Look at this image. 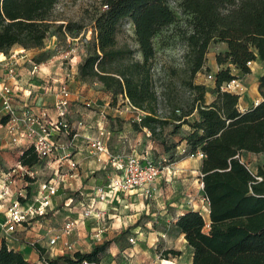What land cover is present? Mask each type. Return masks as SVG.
Instances as JSON below:
<instances>
[{
  "label": "trees",
  "instance_id": "16d2710c",
  "mask_svg": "<svg viewBox=\"0 0 264 264\" xmlns=\"http://www.w3.org/2000/svg\"><path fill=\"white\" fill-rule=\"evenodd\" d=\"M58 1L0 0V53L15 46L39 49L51 36L57 41L77 38L83 24L53 19ZM176 10L187 16L188 27L183 31L189 72L186 84L194 96L165 117L157 112L153 40L176 22ZM91 22L92 38L87 41L86 56L77 65L79 79L102 84L112 104L119 96L144 113L139 122L133 121V127L148 130L152 140L168 153L161 158L165 166L175 159L182 140L185 154L204 155L200 173L208 213L188 210L174 221L192 249V264H264V166L259 165L253 173L241 160L243 153H264V75L258 78L259 102L243 111L238 108L239 95L220 90L223 82L236 78L232 68L246 74L249 62L264 60V0H101ZM127 23L132 26L136 47L120 41ZM213 42L225 43L227 48L215 54L219 66L214 74L216 97L206 103L205 85L194 83L193 78L209 70L206 54ZM185 124L188 133L172 141L171 136ZM166 125L171 126L169 131ZM40 162L32 145L19 157L20 165L27 169ZM24 180L33 182L34 178L25 175ZM25 189L30 196V188ZM111 242L102 241L89 252L41 258L33 264H100ZM31 246L42 256L38 244ZM180 254L172 248L163 251L166 259ZM0 264L32 263L2 241Z\"/></svg>",
  "mask_w": 264,
  "mask_h": 264
},
{
  "label": "crops",
  "instance_id": "0c3cea01",
  "mask_svg": "<svg viewBox=\"0 0 264 264\" xmlns=\"http://www.w3.org/2000/svg\"><path fill=\"white\" fill-rule=\"evenodd\" d=\"M51 37L48 44L39 49L20 47L6 56L7 62L14 60L16 63L14 77L8 79L7 82L13 87V104L17 115L20 116L24 109H30L31 113L41 119H54L56 113L53 100L57 87L63 80L64 71L71 69V76L67 78L71 93L67 119L73 127V134L58 135L56 139L62 147L56 148L50 156L30 168L31 177L34 178L33 182H25V177L21 175L23 169L19 163V157L23 149L29 145L28 142L21 139L17 143H12L4 127L7 117L3 115L0 117V173L12 169L11 193H16L21 187L28 186L31 197L42 181L53 177L58 181L59 190L52 198V207L48 213L44 217L32 219L17 226L13 233H7L4 229L5 210L11 198L6 197L0 200V245L2 241H5L8 247L19 251L32 264L40 263L41 258L54 259L68 254L63 246L65 241L73 243L75 251L89 252L94 245L111 240L121 230L133 226L139 217V213L132 214L131 212H139L145 198L139 192L134 191L121 194L118 199L98 203L97 209L103 210L104 218L93 216L89 219H80L83 208L81 204L83 201H88L87 196L92 188L95 185L106 183L116 174L108 156L88 146V138L102 134L108 152L112 154L129 153L145 159H161L168 156V153H165L162 147L152 140L148 130L145 128L137 130L133 127L132 123L139 111L133 109L126 99H117L116 105L112 104L111 95L102 84L79 79L77 65L84 59V53L73 57L71 68H67L66 65L64 67L57 58L41 61L37 77H28L29 61H34L32 54L45 51L54 45L56 38ZM226 48V44L222 43L220 50L223 52ZM70 51L75 54L73 48ZM1 55L2 53H0V58ZM213 57L207 61L211 72L219 69L215 54ZM7 62L0 61V81L5 78ZM249 68L250 72L246 74L232 68V74L240 78L245 85V91L238 100V108L241 111L259 102L258 78L264 75V60L252 61ZM205 87V102L210 103L216 97L214 83L211 85V90ZM87 103L90 107L86 106ZM188 131L189 126L183 125L178 134L171 136V140L178 141ZM181 148H185L184 140L176 148L175 159L167 165L168 172L163 171L162 176L153 184V193L157 194V197L152 200L153 207L164 208L167 205L171 209L156 212V214L163 215L156 217L155 228L148 234L152 242H156L157 245L166 244L167 249L172 248L181 252L179 256H174L171 260L162 259L160 264H192V249L186 245L183 234L175 227L174 221L188 210L208 213V204L200 185L202 158L181 154L179 153ZM63 153H68L69 157L65 158ZM262 154L264 153H243L241 160L247 163L250 157ZM70 161H74L77 166L71 168ZM161 184L166 188H163ZM69 218L79 220L77 227L69 235L59 239L55 245H51L49 240L60 232L63 222ZM169 227L177 230L183 241L181 247H175L173 238L167 232ZM33 243L43 249L42 256L32 248ZM107 261L110 262V259ZM121 262H124V259ZM126 262L130 263L134 260L127 259ZM155 264L158 262L156 261Z\"/></svg>",
  "mask_w": 264,
  "mask_h": 264
},
{
  "label": "built area",
  "instance_id": "2783aa9c",
  "mask_svg": "<svg viewBox=\"0 0 264 264\" xmlns=\"http://www.w3.org/2000/svg\"><path fill=\"white\" fill-rule=\"evenodd\" d=\"M0 61H6V56L2 53ZM250 65V62L248 63ZM6 75L0 81V116H6L7 120L4 123L5 131L11 139L12 143H17L21 139L32 145L40 161L50 156L56 148L62 147L57 142L56 137L61 133L70 135L73 132V127L70 125L67 116L69 114L71 93L67 84V80H62L58 87L53 100V108L56 113L54 119H41L31 113L30 109H24L22 116L17 115L16 108L13 104V87L7 82L8 79L14 77L16 63L14 60L7 62ZM69 68V65H66ZM40 70V63L33 60L29 61L27 75L29 78L37 77ZM207 78L212 79L213 75L209 73ZM221 91H226L236 95H242L245 91L243 81L236 77L229 81L223 82L220 85ZM130 105V104H129ZM90 107V104H86ZM133 107V106H131ZM133 109H136L133 107ZM139 111L138 109H136ZM143 113V112H142ZM139 112L135 120L139 122L144 115ZM45 115V114H44ZM80 125V123H79ZM88 146L98 153H104L108 156L111 166L116 171V174L109 178L106 183L95 185L92 191L87 196V202L81 204L80 219H89L93 216L96 218H104L103 210L97 209L98 203L109 202L118 199L121 194L132 193L137 191L144 198L151 197L154 192L153 184L160 177V174L167 167H162L160 164L151 159L140 158L129 153L108 152L105 140L102 134L97 137L87 139ZM64 148V147H63ZM179 153H186V148L179 149ZM65 158L69 157L68 153H63ZM190 157L203 158L201 152L191 153ZM69 166L75 168L77 165L74 161H70ZM23 169L22 176H32L30 169L21 166ZM0 200L10 197L11 200L5 210L4 229L7 233H13L16 227L27 223L32 219L44 217L52 207V198L57 194L59 187L56 178H50L42 181L36 192L30 197L27 195L25 186L21 187L16 193H11V175L12 169L2 171L0 173ZM26 182V181H25ZM202 187V182L200 183ZM85 202V203H84ZM201 210V209H200ZM202 213V211H200ZM79 220L69 218L65 220L61 226L59 233L54 235L49 240L51 245H55L63 236L69 235L78 225ZM102 232V230H101ZM100 235V233H98ZM99 238V236H97ZM128 240L134 242L135 238L129 236ZM64 250L71 255L75 249L73 243L65 241ZM47 264V263H45ZM76 264H88L86 261H81Z\"/></svg>",
  "mask_w": 264,
  "mask_h": 264
},
{
  "label": "rangeland",
  "instance_id": "374dc122",
  "mask_svg": "<svg viewBox=\"0 0 264 264\" xmlns=\"http://www.w3.org/2000/svg\"><path fill=\"white\" fill-rule=\"evenodd\" d=\"M171 5L174 6V3H171ZM100 7L101 0H59L52 13L53 19L79 22L84 25V29L77 38L67 36L64 40L57 41L56 39L55 44L45 51L35 52V54H32L34 61H46L48 59L57 58L64 67L65 65H69V68H71L70 65L73 63L74 56H81V53H84L86 56V44L87 41L92 38L91 17L95 10ZM176 15V22L163 29L153 40L155 55L152 65V78L153 86L157 94V112L159 115L165 117L169 116L173 108L184 105L194 96V92L191 91L186 84L187 80H189V72L188 66L186 65V47L183 39V31L188 27L186 24L187 16L177 10ZM123 29L124 34L119 37L120 41H126L131 47H136L137 45L134 41L131 24H125ZM51 38L52 37H49L46 40L45 45L48 44ZM221 47V42L211 43L206 54L207 61L214 58V54L220 52ZM19 48L20 47L15 46L4 55L9 56L12 50ZM71 48L74 49L75 54L70 51ZM70 72L71 69H67L66 72L64 71L62 79L67 80V78L71 76ZM215 72H211L210 68L209 70H202L194 76L193 82L203 84L208 87L207 89L211 90V85L214 83ZM209 73L213 75L212 79L207 78ZM117 99L121 98L118 96ZM120 105H122V103ZM139 112L142 113L140 110ZM176 113L179 112L177 111ZM188 118L192 119L193 115ZM170 128V125L165 126L166 131H169ZM153 160L158 164L160 163L161 168L167 167V165L165 166L164 163L161 162V159L154 158ZM247 165L249 169L255 173L259 165L264 166V154L250 157ZM163 171H165V173L168 172L166 169ZM161 176L162 173L160 174V177ZM162 187L166 188L163 185ZM156 197L157 194L153 193L151 197L145 198L142 201L143 206H141L139 212H131L132 214L139 213L136 223L133 226L121 230L113 239L111 238L113 242L107 247L100 264H155L156 261L160 264L162 259H166L163 256V251L167 249V245H157L156 242H152L148 234L155 228L156 217L163 215L156 214V212L159 210L161 212L165 209H171V207L167 205L164 206V208L160 206L159 208L153 207L154 203L152 200ZM167 232L169 233L168 235L173 238L175 247H181L183 241L181 237H179L177 230L173 227H169ZM129 236H133L135 241L130 242L127 238ZM184 252L187 254L185 249ZM171 258H173V256H169L167 259L171 260ZM106 259H110V262ZM123 259L124 262H121ZM127 259H133L134 262L128 263L126 262ZM61 264L65 263L61 262Z\"/></svg>",
  "mask_w": 264,
  "mask_h": 264
}]
</instances>
